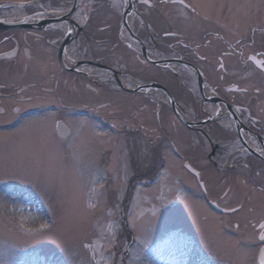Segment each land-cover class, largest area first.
Segmentation results:
<instances>
[{"label": "rangeland", "instance_id": "rangeland-1", "mask_svg": "<svg viewBox=\"0 0 264 264\" xmlns=\"http://www.w3.org/2000/svg\"><path fill=\"white\" fill-rule=\"evenodd\" d=\"M21 1L31 2L14 4ZM117 1L84 0L80 8L101 7L91 16V26L100 28L99 33L118 19ZM193 1L198 5L204 0ZM219 1L204 5L222 4ZM71 2L0 0V17L47 9L62 13ZM172 2L166 4L169 9L184 11ZM229 4L238 25L264 24V0ZM187 15L186 22L200 19L196 12ZM23 32L9 30L7 41L0 34V50H13L10 37L22 39ZM27 37L32 57L27 60L21 54L18 66L9 69L0 65V82L13 92L3 99L9 112L0 117V264L258 263L264 184H250L244 172H220L207 157L196 164L198 176L168 148L163 157L156 144L162 127L157 121L151 124L153 143L146 133L134 134L132 98L119 93L107 73L103 78L110 86L90 82L95 88L77 102L81 90L73 93L70 86L82 85L81 78L67 72L58 76L48 42ZM22 82L35 85L21 93L15 85ZM24 95L31 100L22 101ZM71 102L88 108L73 109ZM16 105H22L19 113L13 110ZM81 111L85 113L78 114ZM58 121L69 129L66 136L56 129ZM197 179L205 182V189ZM213 202L224 208L241 204V209L221 213ZM4 203L11 205L8 214Z\"/></svg>", "mask_w": 264, "mask_h": 264}, {"label": "flooded vegetation", "instance_id": "flooded-vegetation-1", "mask_svg": "<svg viewBox=\"0 0 264 264\" xmlns=\"http://www.w3.org/2000/svg\"><path fill=\"white\" fill-rule=\"evenodd\" d=\"M83 1L78 0L67 14L69 22L46 29L18 28L24 31L22 39L10 37L16 45L15 56L12 61L0 59L1 67L18 66L21 54L27 60L32 57L28 34L36 38H32L34 41L42 38L48 42V50H53L57 75L67 72L81 78L82 85L70 86L72 92L81 90L77 92L79 102L95 88L90 82L101 88L110 86L103 78V67L108 66L129 86L117 88L119 93L125 92L132 98V132L146 133L153 143L149 134L151 124L157 121L162 127L156 143L160 155H166L168 148L182 158L183 165L188 162L196 169L199 158L207 157L210 166L220 172H244L252 179L250 184H264V67L257 63L264 61V29H260L264 24L250 28L245 23L238 25L234 22L231 0L205 5L207 0L198 5H193L198 3L193 0L172 2L184 9L180 12L166 6L169 0H118V19L112 25H103L104 30L98 33L100 28L91 26V16L102 9L99 5L81 9ZM214 7L220 9L212 11ZM47 10H33L24 16L37 14L35 17L43 18L41 15ZM189 12H196L200 19L186 22ZM8 33L0 32L5 41L9 40ZM65 38L68 41L60 52ZM9 48H1L0 52ZM58 81L59 77L55 86ZM151 82L160 86L153 88ZM115 84L118 85L116 80ZM34 85L22 82L15 87L18 92L28 93ZM9 87L0 82V117L9 112L3 100L13 95ZM43 88L48 93L55 92L54 88ZM31 98L24 95L22 101ZM72 102L69 105L73 109L88 108L84 103L75 106ZM21 107L16 105L13 110L19 113ZM197 182L205 184L198 179Z\"/></svg>", "mask_w": 264, "mask_h": 264}, {"label": "water", "instance_id": "water-1", "mask_svg": "<svg viewBox=\"0 0 264 264\" xmlns=\"http://www.w3.org/2000/svg\"><path fill=\"white\" fill-rule=\"evenodd\" d=\"M77 1L78 0H75L71 9L65 11L64 13L56 14L54 12H50L47 10L46 14L47 15L52 14L53 15L52 17L38 18V17H35L37 14H33L30 16H24L22 18L19 17L18 19H5V18L0 17V31L7 30L9 28L11 29V28H15V27H22V26L37 27V28L41 27L42 29H46L47 27H50L53 24H59V23L61 24V22H63V23L69 22L70 20L68 19L67 14H69V12H71L72 9L77 5L76 4ZM169 1H173V0H169ZM174 1H180V0H174ZM29 20L40 21L43 24L41 25L39 23H34V22L29 21ZM67 41H68L67 38H65V40L63 41L62 46L60 48V52L62 51V49L64 47L63 45H65L67 43ZM15 53H16V49H13V50L8 51V52H2V53H0V59H3V58L11 59L15 56ZM109 69L111 71H114L112 68H109ZM115 73L116 72L113 73V76L118 81H120L119 77ZM56 129L58 130V132L62 136H66L69 133V129L67 128V126L65 124H63L62 121H58ZM196 174H198V173L196 172ZM262 247H264V245ZM258 262L260 263V252L258 255Z\"/></svg>", "mask_w": 264, "mask_h": 264}, {"label": "snow or ice", "instance_id": "snow-or-ice-1", "mask_svg": "<svg viewBox=\"0 0 264 264\" xmlns=\"http://www.w3.org/2000/svg\"><path fill=\"white\" fill-rule=\"evenodd\" d=\"M145 2H147V0H145ZM182 2V0H181ZM252 59H255V57H253ZM258 64L261 65V67H264V61H257ZM95 191V189H93V192ZM227 211H235V209H226ZM260 228V234H259V240L260 241H264V223H261L259 225ZM260 264H264V247H262L260 249Z\"/></svg>", "mask_w": 264, "mask_h": 264}, {"label": "bare ground", "instance_id": "bare-ground-1", "mask_svg": "<svg viewBox=\"0 0 264 264\" xmlns=\"http://www.w3.org/2000/svg\"><path fill=\"white\" fill-rule=\"evenodd\" d=\"M23 13V12H22ZM12 19V18H11ZM63 27H64V25H63ZM121 81L123 82L124 81V79L123 78H121ZM1 198V201H3V199H4V197H0ZM9 207H11V205L8 203H4V210H5V212H6V214H8L9 212H10V210H12V209H9ZM6 209H9V211H6Z\"/></svg>", "mask_w": 264, "mask_h": 264}]
</instances>
